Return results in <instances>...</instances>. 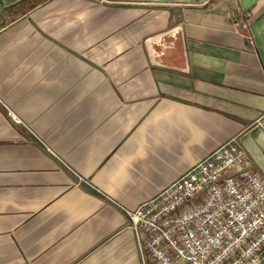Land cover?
Returning a JSON list of instances; mask_svg holds the SVG:
<instances>
[{
    "label": "crops",
    "instance_id": "1",
    "mask_svg": "<svg viewBox=\"0 0 264 264\" xmlns=\"http://www.w3.org/2000/svg\"><path fill=\"white\" fill-rule=\"evenodd\" d=\"M15 1L0 0V264H143L127 209L232 139L264 176V0ZM176 27L153 64L147 39Z\"/></svg>",
    "mask_w": 264,
    "mask_h": 264
},
{
    "label": "built area",
    "instance_id": "2",
    "mask_svg": "<svg viewBox=\"0 0 264 264\" xmlns=\"http://www.w3.org/2000/svg\"><path fill=\"white\" fill-rule=\"evenodd\" d=\"M126 211L143 264H264V176L234 139Z\"/></svg>",
    "mask_w": 264,
    "mask_h": 264
},
{
    "label": "water",
    "instance_id": "3",
    "mask_svg": "<svg viewBox=\"0 0 264 264\" xmlns=\"http://www.w3.org/2000/svg\"><path fill=\"white\" fill-rule=\"evenodd\" d=\"M19 1H21V0H17V1H15V3L19 2ZM176 29H177V27L170 29V30H167V31H164V32H161V33H158V34H155V35H153L147 39L146 46H147V50H148L150 60L153 64L159 65V66L164 65L160 61V54L153 50V47H152L153 43H155L156 39H161L163 36L170 34L172 32H175Z\"/></svg>",
    "mask_w": 264,
    "mask_h": 264
},
{
    "label": "trees",
    "instance_id": "4",
    "mask_svg": "<svg viewBox=\"0 0 264 264\" xmlns=\"http://www.w3.org/2000/svg\"><path fill=\"white\" fill-rule=\"evenodd\" d=\"M27 3H29L28 5L30 7H34V6H36L38 4V0H28Z\"/></svg>",
    "mask_w": 264,
    "mask_h": 264
},
{
    "label": "rangeland",
    "instance_id": "5",
    "mask_svg": "<svg viewBox=\"0 0 264 264\" xmlns=\"http://www.w3.org/2000/svg\"><path fill=\"white\" fill-rule=\"evenodd\" d=\"M167 37H170V36H167Z\"/></svg>",
    "mask_w": 264,
    "mask_h": 264
}]
</instances>
